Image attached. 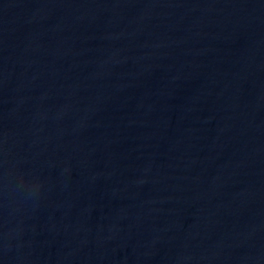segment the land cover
<instances>
[{
	"label": "water",
	"instance_id": "obj_1",
	"mask_svg": "<svg viewBox=\"0 0 264 264\" xmlns=\"http://www.w3.org/2000/svg\"><path fill=\"white\" fill-rule=\"evenodd\" d=\"M0 264H264V0H0Z\"/></svg>",
	"mask_w": 264,
	"mask_h": 264
}]
</instances>
